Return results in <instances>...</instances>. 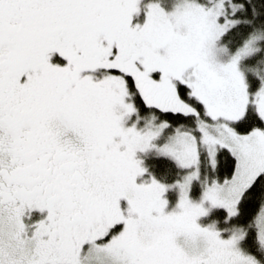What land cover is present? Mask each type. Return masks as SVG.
I'll return each mask as SVG.
<instances>
[{"label":"snow or ice","instance_id":"obj_1","mask_svg":"<svg viewBox=\"0 0 264 264\" xmlns=\"http://www.w3.org/2000/svg\"><path fill=\"white\" fill-rule=\"evenodd\" d=\"M0 264H264V0H0Z\"/></svg>","mask_w":264,"mask_h":264}]
</instances>
